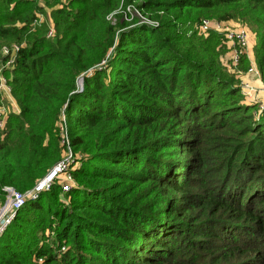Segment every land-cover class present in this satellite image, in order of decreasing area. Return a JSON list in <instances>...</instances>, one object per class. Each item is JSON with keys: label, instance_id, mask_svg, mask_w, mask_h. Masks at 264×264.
<instances>
[{"label": "trees", "instance_id": "obj_1", "mask_svg": "<svg viewBox=\"0 0 264 264\" xmlns=\"http://www.w3.org/2000/svg\"><path fill=\"white\" fill-rule=\"evenodd\" d=\"M36 1L0 0V48L21 46L6 72L20 113L1 132L0 207L4 187L26 192L64 157L53 131L64 105L70 144L87 158L73 165L70 192L56 182L18 211L0 264H264V111L222 70L224 35L203 39L202 16L185 12L227 7L220 20L264 27V0H140L171 19L123 24L112 76L95 65L112 46L106 16L121 0H72L54 16L53 37L33 24ZM51 222V241L30 236Z\"/></svg>", "mask_w": 264, "mask_h": 264}, {"label": "rangeland", "instance_id": "obj_2", "mask_svg": "<svg viewBox=\"0 0 264 264\" xmlns=\"http://www.w3.org/2000/svg\"><path fill=\"white\" fill-rule=\"evenodd\" d=\"M71 1L72 0H37L36 4L40 6L43 13H37L38 21L36 22L34 21L33 24L34 25L44 24L47 29V32L50 29H53L54 33H56L55 17L57 15V12L62 7H66L68 10L71 9L70 7ZM113 1L114 0H101L100 2H98V6H99L98 8H103L106 5L109 6ZM139 4H140V0H121L120 6L116 10L110 12L106 16L107 22L114 28L115 33L113 35L112 46L108 52L107 57L104 60H102L100 63L95 65V67L98 68L99 70H102V71L107 70L106 69L107 63L108 61H110L112 55L117 50L119 39L121 37V33L123 32V30L120 27L123 24H130V27L132 28L136 26H142V25H146L149 28H156L159 24H165L167 23L168 20L171 19V16L164 12H159V13L145 12L143 9L138 7ZM78 6L79 5H76L75 9L78 8ZM226 8L227 7H220L213 11H207V12L187 9L185 12L187 13L186 15L187 18H189L192 15L202 16L201 18L203 20L210 21L209 32L207 34H198V35H202L201 37H203V39H207L209 37L208 35L211 33L212 34L220 33V32L215 31L213 28V26L216 23H224L226 26H230L231 28L244 27L247 29L248 34H249V46H248L247 54L245 55V57L242 60L240 59L238 63H234L230 58L231 48L229 47V45H225L224 41L223 42L221 41L220 43L222 44V47L218 48V53L220 54L219 62L225 74H227L230 77H233L238 82L237 86H239L241 94L243 96L244 94L242 93V88H243L244 82H250L251 84L255 86L254 93L257 95V97H255V99L253 100H250L247 96L246 97L244 96V97L248 99V100L246 99V101L250 103L252 106L257 105L258 108L256 109V111L259 112V106L264 104V98H263L264 97V86H262V83H264V59H262V53H263L262 43L264 39V27L260 24L243 23L240 20H234V21L233 20H230V21L220 20L219 17L225 14L226 10L228 9ZM177 13L178 12H176L175 15ZM204 15H207V17H204ZM225 38L226 37L224 35V40ZM226 42H227V39H226ZM13 45H19V44L17 42L8 41L1 45V48H0L1 58H2L3 47L5 46L11 47ZM252 66L256 67V73H253L254 76L249 74L248 72V70ZM107 73L109 74V76L110 75L112 76L110 72H107ZM78 85L79 86L83 85L82 77L78 79ZM65 109L66 108L64 105L58 115L57 121L55 122V127L53 131H54L55 138L59 140L61 146H65L66 142L69 143V147L73 153L71 166L69 168V172L72 173L71 170L73 168V165L75 163H79V165L81 166V163H83L86 160L87 155L85 153H82L81 151L75 152L74 148L70 144L69 130H68V125L66 121ZM67 150L68 149L66 145V151ZM57 182H60V181L58 180ZM45 198H49V200L52 201L51 206L58 205L57 199L54 196L50 195L47 197L46 195ZM63 202L65 203V200H63ZM65 204L66 205L63 207L67 209L68 211H70L72 214L71 220H76L80 212L76 211L74 207H72V205L69 202V199L67 200ZM37 227H35V229ZM45 227L46 228L44 229V232H37V233H35V231H32L31 227H29L28 230L31 232L30 236L32 237V235H34L39 240V243L45 240L51 241L53 238L56 237V230H57L58 224L55 222H51L49 225H46Z\"/></svg>", "mask_w": 264, "mask_h": 264}, {"label": "built area", "instance_id": "obj_3", "mask_svg": "<svg viewBox=\"0 0 264 264\" xmlns=\"http://www.w3.org/2000/svg\"><path fill=\"white\" fill-rule=\"evenodd\" d=\"M209 27V20H203L200 24L195 26V28L202 34H207L210 29ZM213 28L215 31L225 35L227 44L231 48L230 58L234 63H238L241 57L247 53L249 46V34L247 29L244 27L231 28L224 23H216ZM54 35V30L50 29L48 37H53ZM20 48V45H13L11 47L5 46L2 49V58L0 59V137H3L1 132L4 130L9 116L13 113H20V106L16 102L12 86L6 76V72L10 70L16 62ZM248 72L253 75V73H256V67L252 66ZM262 86H264V83H262ZM79 87H82V85ZM254 89L255 86L253 84L250 82H244L242 93L245 97L247 96L250 100H253L257 97L254 93ZM262 111H264V104L259 106V112ZM66 145L68 150L64 157L48 172L47 175L41 178L33 188L26 192H21L11 186L4 187L6 200L0 207V237L5 233L9 225L15 219L18 211L28 200H37L43 192L51 190L58 180L62 184L63 194H66L73 189L75 181L72 173L69 172L73 153L68 142H66Z\"/></svg>", "mask_w": 264, "mask_h": 264}]
</instances>
